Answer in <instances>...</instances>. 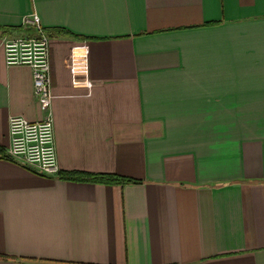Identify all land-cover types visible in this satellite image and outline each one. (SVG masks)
I'll return each instance as SVG.
<instances>
[{
  "label": "crops",
  "instance_id": "crops-1",
  "mask_svg": "<svg viewBox=\"0 0 264 264\" xmlns=\"http://www.w3.org/2000/svg\"><path fill=\"white\" fill-rule=\"evenodd\" d=\"M33 13L50 35L54 175L6 154L12 116L46 115L32 69L5 57ZM1 255L264 264V0H0Z\"/></svg>",
  "mask_w": 264,
  "mask_h": 264
},
{
  "label": "built area",
  "instance_id": "built-area-1",
  "mask_svg": "<svg viewBox=\"0 0 264 264\" xmlns=\"http://www.w3.org/2000/svg\"><path fill=\"white\" fill-rule=\"evenodd\" d=\"M25 27L31 28L32 32L10 33L4 39L6 63L32 69L34 90L46 109V115L37 122L21 115L12 116L9 121L11 142L6 154L37 168L42 174L54 175L60 169L51 109L50 35L37 13L25 19Z\"/></svg>",
  "mask_w": 264,
  "mask_h": 264
},
{
  "label": "trees",
  "instance_id": "trees-1",
  "mask_svg": "<svg viewBox=\"0 0 264 264\" xmlns=\"http://www.w3.org/2000/svg\"><path fill=\"white\" fill-rule=\"evenodd\" d=\"M63 34L66 36H78L74 35L68 31H63ZM7 157V156H6ZM61 177L65 180H87V181H97L104 183H122L128 179L117 176V175H102V174H89L82 172H65L61 173ZM0 258H9L8 256L1 255Z\"/></svg>",
  "mask_w": 264,
  "mask_h": 264
}]
</instances>
